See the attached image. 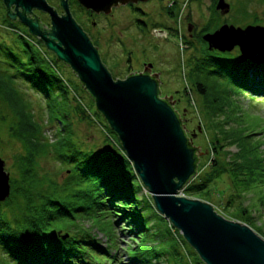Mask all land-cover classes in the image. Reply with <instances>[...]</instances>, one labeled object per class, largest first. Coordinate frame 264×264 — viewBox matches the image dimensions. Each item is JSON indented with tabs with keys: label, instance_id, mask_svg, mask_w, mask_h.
Instances as JSON below:
<instances>
[{
	"label": "trees",
	"instance_id": "obj_1",
	"mask_svg": "<svg viewBox=\"0 0 264 264\" xmlns=\"http://www.w3.org/2000/svg\"><path fill=\"white\" fill-rule=\"evenodd\" d=\"M138 21L142 25L146 23L141 19ZM11 26L7 27L6 31L16 34L11 41L12 46L0 42V53H3L4 59L0 63L7 67L3 72L7 77H0V87L10 84L8 96L4 95L2 100L8 102L13 110L11 134L22 146L13 155L12 168L15 173L10 174V195L5 200H0L2 254L7 255L10 264H101L102 260L111 261L110 251L99 245V239L89 228L82 227L81 222L84 220L75 224L68 222L70 218H76L74 210H87L94 206L101 214V209H105L106 213L115 219L119 218L117 223H129L128 231L138 233L139 244L129 252L132 262L153 264V260L163 258L166 254L170 255L172 251L165 246L158 248L154 245L146 248L147 243L157 236L158 232V237L162 234L166 237L165 232L157 230L159 224L154 219L159 211L152 195L146 196L143 193L145 185L134 164L127 157L118 135L97 110L95 99L80 79L76 80L67 75L68 64L58 60L41 39L28 30ZM201 42L206 47V57L203 61L220 65L218 71L212 72L226 76L232 84L243 90L264 97V60L257 63L246 56L242 62L235 63L230 59L212 56L214 51L205 45L207 41L201 38ZM191 43L192 40L189 41V44ZM13 78L21 80L25 87L45 99V117L36 120L25 95L17 92L8 81ZM196 84L202 92L205 91L201 83ZM82 89L90 94L94 102L93 112L78 95ZM74 112L77 116L91 119L93 122L97 120L96 116L103 118L104 142L111 144L112 151L99 150L96 145L89 146V143L76 138L72 129L76 116ZM58 115L65 119L58 118ZM48 124L56 135L51 143L48 142L49 137H46ZM219 149L224 150V147L217 139L213 153H219ZM45 156L69 167L71 172L65 182L60 183L51 178L49 172L41 171L40 161ZM210 162L212 167L206 175L193 176L195 179L186 184L183 190L185 196H195L199 199L211 194L216 190L211 185L220 182L226 175L238 181H245L246 176L254 174L246 173L247 171L243 170V162L237 158H227L226 154L224 159H218L214 155ZM258 162L264 164L263 157ZM224 196L227 197V202H221L230 207L238 194L230 193ZM79 201L90 202V206L79 205ZM160 216L164 219L163 215ZM167 220L178 232V238L187 242L185 238L181 239L184 236L179 229ZM92 225L95 226L94 223ZM167 233V239L177 238L171 237L170 229H167ZM160 241L163 243V240ZM193 251L197 259H201L196 250ZM192 253L188 251L189 255ZM174 254L172 258L176 260L172 263L167 260L168 264H183L184 256L178 250H175ZM116 257V254L111 256L113 260ZM121 264L129 263L121 261Z\"/></svg>",
	"mask_w": 264,
	"mask_h": 264
},
{
	"label": "rangeland",
	"instance_id": "obj_2",
	"mask_svg": "<svg viewBox=\"0 0 264 264\" xmlns=\"http://www.w3.org/2000/svg\"><path fill=\"white\" fill-rule=\"evenodd\" d=\"M229 1L233 8L230 14L224 16L220 11H217L214 15L216 18L210 25L209 19L205 15L202 17L199 14L195 15L194 21L198 23V26L206 24L207 30H210L208 32L205 29L204 35L213 33L224 24L243 29L248 26H264V0ZM218 3L217 8L220 9ZM137 19H144L148 27L140 30L136 25ZM2 20L0 19V42L12 46L11 41L16 34L8 33L7 27L12 26L8 23L4 26ZM192 20V18L184 17L171 19L161 16L137 18L124 15L119 18L120 26L118 29H113V27L106 29L105 36L99 39L100 49L106 61L105 64L111 67L109 70L115 79H124L131 73L144 71L146 68L144 63L149 61L154 63L155 70L161 72V96L171 97L172 101L174 100L176 110L186 125V132L193 143L197 147L199 146L200 160L198 173L195 177L204 176L211 170L212 163L210 160L214 155L218 159H224L225 154L227 158H237L243 162V170L247 171L246 173H254L246 176L245 181H238L231 178L230 175H226L224 180L211 185L216 188L211 193L212 195L208 194L199 199L212 204L214 209L224 217L248 224L264 239V164L258 162L261 157L264 159V97L243 90L232 84L226 76L212 72L218 71L220 65L203 61L206 57V47L201 42V35L200 38L190 36L189 23ZM154 26H158L159 30L168 33L169 36L167 38L157 37L154 33V29H156ZM216 27L218 28L215 30ZM152 28L154 29L151 33ZM118 31H120L119 36L116 34ZM93 32L95 33L96 30H92ZM106 35L111 36V39H107ZM258 35L259 33H256L255 36ZM190 40H192L191 44H189ZM206 43L208 44V42ZM207 44L205 45L209 48V44ZM255 49L259 51V48L255 47ZM212 56L230 59L235 63H240L246 58L239 46H235L230 51H214ZM254 58L257 63L264 60V57L254 56ZM0 61H4L3 53H0ZM5 70L7 67L0 63V77L4 76ZM71 70L72 68L67 65V75L79 80L78 76L73 74ZM8 81L17 92L25 95V99L29 101L35 113L36 120L46 116L44 98L25 87L19 79L13 78V80L8 79ZM197 82L203 85L204 92L198 88ZM9 86L0 87V157L6 163L5 170L13 175L15 173L12 168L13 155L19 151L22 144L15 140L11 134L12 129L10 127L14 121L13 110L8 102L5 103L2 100L4 95H7ZM78 95L85 102V106H88L93 112L95 108L90 94L82 89L79 90ZM72 104L75 105L74 102ZM74 114L77 113L74 112ZM57 117L65 119L61 115ZM95 118L97 120L93 122L91 119H83L80 115H76L73 119V133L76 138L89 143V146L96 145L99 150L110 151L113 149L111 144L104 142V127L102 126L104 120L99 116ZM47 128L46 137H49L48 142L51 143L56 135L54 130L52 133L50 124L47 125ZM217 139L223 143L224 150L219 149V153L214 154ZM218 146L220 147V145ZM39 167L42 172H49L51 178H55L60 183L65 182L71 172L68 166H64L58 160L54 161L48 156L41 159ZM143 193L146 196L151 195L147 187L143 188ZM230 193H236L238 196L235 197L233 206H224L221 200L227 202V197L224 195ZM190 198L196 197L191 196ZM242 201L243 203H240ZM77 204L90 206V202L79 201ZM101 212L102 214L95 210L94 206L87 210H74L73 213L76 218H70L68 222L75 224L79 220H84L81 222L82 227L84 229L89 228L91 233L99 239V245L110 251L111 261L102 260L101 264H121V261L129 264H141L132 262L129 253L139 244L138 233L128 231L129 223L124 221L117 223L119 218L115 219L111 214L106 213L105 209H101ZM159 213L154 218L159 224L157 230L162 233L165 232L166 237L163 234L158 237V232L157 236L150 239L146 248L154 245L158 248L165 246L172 252L163 258L153 260V264H168L167 260L170 263L174 262L176 258H172V255L175 250L184 256L183 264H206L202 259H197V255L193 251L194 248L189 243L181 241L178 238V232L167 222V218L163 215L164 219H162L161 213ZM88 217L89 219H86ZM92 222L95 226L92 225ZM167 229H170L171 237L176 236L179 240L177 238L167 239ZM156 238L157 240H155ZM183 238L181 237V239ZM160 240H163V243ZM188 251L193 253L189 255ZM113 254L117 255L115 260L111 258ZM167 257L170 258L167 259ZM0 264H10L7 255L2 254L1 251Z\"/></svg>",
	"mask_w": 264,
	"mask_h": 264
},
{
	"label": "water",
	"instance_id": "obj_3",
	"mask_svg": "<svg viewBox=\"0 0 264 264\" xmlns=\"http://www.w3.org/2000/svg\"><path fill=\"white\" fill-rule=\"evenodd\" d=\"M3 1L7 7L16 5L25 12L36 7L50 14L49 31L20 10L10 16H18L32 35L44 41L46 48L78 75L95 99L97 110L118 135L158 211L179 229L201 259L206 264H264V239L252 227L227 219L209 202L180 194L198 173L199 146L188 137L174 108L175 102L171 97L159 96L160 82L150 73L152 64L144 72L115 79L67 1H62L65 10L62 15L47 0ZM129 1L137 0H80V3L98 12H108L112 6ZM218 6L229 5L220 0ZM256 33L259 35L255 36ZM263 37L264 26L243 29L229 24L203 36L210 50L230 51L239 46L254 61V56L264 55V42L259 41ZM5 164L0 157L1 201L10 195V174Z\"/></svg>",
	"mask_w": 264,
	"mask_h": 264
},
{
	"label": "flooded vegetation",
	"instance_id": "obj_4",
	"mask_svg": "<svg viewBox=\"0 0 264 264\" xmlns=\"http://www.w3.org/2000/svg\"><path fill=\"white\" fill-rule=\"evenodd\" d=\"M47 1L56 11H58L60 15L65 13L64 7L62 6V1L64 0H47ZM65 1L68 2L69 8L74 18L82 26V28L87 32V34L91 38L94 45L98 48L104 64L106 61L100 49L99 39L105 36L106 29L112 28V27L113 29H118L120 26L119 18H121L124 15L137 17V18L139 17L144 18V17H150V16H161V17H167L169 19L173 17L192 18L193 19L192 22L189 23V30L191 32L190 36L192 38L193 37L200 38V35H201V37L203 38L204 34L206 33L204 32V30L207 29V26L206 24L198 26V23L194 21L196 14L201 15V17L204 15L205 17H208L209 25H210L211 23H213V20L216 18L214 17V15L217 11H220V13L224 14V16H227L230 14L231 10L233 9L231 2L229 0H225V3H228L229 6H225L224 8H220V9L217 8V3L219 2V0H137V1H129L127 3L120 2L117 5L112 6L108 12H104V11L98 12V11L93 10L92 8H87L86 6L81 4L80 0H65ZM18 10L25 12V10L22 7H19L17 9L16 5L7 7L4 1L0 0V19H3L2 20L4 21L3 24L7 25L8 23L10 25L17 26L21 30L29 31V28L20 20L18 16H16L15 18H12L10 16L11 14H14V13L16 14ZM25 13L27 14L29 18L35 21L37 20L43 29L48 30V31L51 30L52 22H51V16L48 12L35 7V8H32L31 11L25 12ZM116 17L117 19L115 20ZM185 20L187 21V19ZM141 21H145V20L141 19ZM137 22L138 23L136 25L138 28H140V30L144 29L145 27H148L147 23H145V25H142L141 23H139V21ZM155 28L159 29V27H155ZM217 28L218 27H216L215 30ZM153 29L154 28L151 29V33ZM92 30H96V32L92 33ZM207 31L210 32V30H207ZM116 34L117 36H119L120 31H118ZM168 36L169 34L167 33V37ZM106 37H108L107 39H111L110 38L111 36L106 35ZM167 37H164V38H167ZM211 51H219V50L213 49ZM144 64H145L144 67L146 68L150 67V64H152L150 73L152 75H155L159 79V82L161 85V79H160L161 72H159L158 70H155L154 63L149 61V62H145ZM108 68L110 69L111 67L109 66ZM161 90L162 89L160 86V94H159L160 97H162ZM174 108L176 109L175 104H174ZM182 122L186 128V125L183 120ZM187 135L188 137H190L188 133Z\"/></svg>",
	"mask_w": 264,
	"mask_h": 264
},
{
	"label": "built area",
	"instance_id": "obj_5",
	"mask_svg": "<svg viewBox=\"0 0 264 264\" xmlns=\"http://www.w3.org/2000/svg\"><path fill=\"white\" fill-rule=\"evenodd\" d=\"M154 33L157 35V37H167V33L159 29H154Z\"/></svg>",
	"mask_w": 264,
	"mask_h": 264
},
{
	"label": "bare ground",
	"instance_id": "obj_6",
	"mask_svg": "<svg viewBox=\"0 0 264 264\" xmlns=\"http://www.w3.org/2000/svg\"><path fill=\"white\" fill-rule=\"evenodd\" d=\"M259 41H262V42H264V37L263 38H261V39H259ZM264 53V52H263ZM262 57H264V55L262 56ZM184 190V189H183ZM183 190L182 191H180L181 193H183Z\"/></svg>",
	"mask_w": 264,
	"mask_h": 264
},
{
	"label": "clouds",
	"instance_id": "obj_7",
	"mask_svg": "<svg viewBox=\"0 0 264 264\" xmlns=\"http://www.w3.org/2000/svg\"><path fill=\"white\" fill-rule=\"evenodd\" d=\"M181 195H183L182 193H180ZM228 219V218H227Z\"/></svg>",
	"mask_w": 264,
	"mask_h": 264
}]
</instances>
